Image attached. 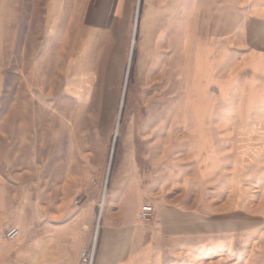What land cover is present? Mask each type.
<instances>
[{
    "label": "crops",
    "instance_id": "0c3cea01",
    "mask_svg": "<svg viewBox=\"0 0 264 264\" xmlns=\"http://www.w3.org/2000/svg\"><path fill=\"white\" fill-rule=\"evenodd\" d=\"M262 27L264 0H0V83L61 84L59 95L50 97L62 99L55 114L65 121L72 104L84 110L89 99L104 98L110 84L120 83L121 119L130 86L146 85L154 77L173 79L175 98L187 84L193 90L209 85L216 94L217 82H264V51L252 47L253 35ZM234 94L242 99L231 92L230 100ZM221 105L216 101L213 113ZM147 118L140 121V131L151 127ZM7 121L2 113L0 133L3 127L6 133L0 142H20L8 138ZM48 129L53 131L52 119ZM187 141L118 142L100 246L129 243L130 254L114 264H158L169 241L186 232L211 234L219 225L211 214L216 202L201 193L216 186L223 163L241 159L233 154L236 150H223L213 140L210 145L222 161L214 167L208 161L203 172L206 166L193 149L198 144ZM260 149L264 161V142ZM183 153L194 168L191 178L181 172ZM4 161L0 159V264H73L72 242L84 236V215L58 226L52 222L57 212L50 213L42 230L41 183L30 185L25 176L5 171ZM148 165L154 166L152 172ZM190 185L196 189L191 208L197 213L192 216L185 213L184 201ZM145 205L152 208L148 221L140 216ZM10 212L19 222L10 220ZM12 227L19 234L10 241L5 233ZM116 257L112 254L111 260Z\"/></svg>",
    "mask_w": 264,
    "mask_h": 264
},
{
    "label": "rangeland",
    "instance_id": "374dc122",
    "mask_svg": "<svg viewBox=\"0 0 264 264\" xmlns=\"http://www.w3.org/2000/svg\"><path fill=\"white\" fill-rule=\"evenodd\" d=\"M233 18L232 22H236ZM253 37L256 44L252 47L264 51V27ZM217 83L216 94L210 92L209 85L193 90L187 84L179 98L174 97L177 85L171 78L158 76L146 85L130 86L124 95L118 126L123 84H110L105 97L89 99L84 110L72 104L65 121V116L55 114L62 99L50 97V94L59 95L61 84L0 83V118L2 113L4 119L7 116L8 138L20 141L0 142V159L6 160L3 169L25 176L23 180L30 185L41 183L42 230L48 225L50 213L57 212L52 222L58 226L84 215V236L73 238L72 242L77 256L73 264H88L80 257L84 247L89 253L94 248L92 264H114L130 254L129 243L100 246L105 208L96 229L115 136L116 150L118 142H188L189 139L192 144H198L193 149L198 150L195 154L202 158L201 163L206 166L212 161L210 167L222 161L210 145L214 140L222 144L223 150H236L233 154L241 159L223 163L217 170L216 186L201 193V198L210 197L216 202L211 214L219 223L217 228L200 236L186 232L169 241L162 252L163 263L158 264H264V161L259 157L264 142V82ZM231 92L239 93L242 99L234 94L230 100ZM216 101L222 105L213 113ZM34 113L38 123L34 122ZM146 117L151 127L140 131V121ZM50 119L52 132L48 129ZM232 124L238 130L229 129ZM5 133L3 127L0 138ZM230 143L239 146L234 148ZM182 158H186L184 153ZM182 163V174L191 178L194 171L191 161L186 158ZM115 167L116 151L106 196ZM153 167L148 165V171L152 172ZM34 174L37 178L31 179ZM194 189L190 185L184 190L188 208L185 213L191 216L197 213L191 208ZM9 218L19 222L12 212ZM112 254L117 256L115 260H111Z\"/></svg>",
    "mask_w": 264,
    "mask_h": 264
},
{
    "label": "built area",
    "instance_id": "2783aa9c",
    "mask_svg": "<svg viewBox=\"0 0 264 264\" xmlns=\"http://www.w3.org/2000/svg\"><path fill=\"white\" fill-rule=\"evenodd\" d=\"M151 213H152L151 206L145 205L141 209L140 216L143 220L148 221L150 220ZM18 234H19V230L15 227H12L5 233V238L11 241V240H14L18 236ZM93 251H94V248L92 249L91 253H89L88 248L84 247L80 254V257L82 258L84 262H88V264H92Z\"/></svg>",
    "mask_w": 264,
    "mask_h": 264
},
{
    "label": "water",
    "instance_id": "95a60500",
    "mask_svg": "<svg viewBox=\"0 0 264 264\" xmlns=\"http://www.w3.org/2000/svg\"><path fill=\"white\" fill-rule=\"evenodd\" d=\"M122 102H123V97H122V100H121L119 115H118V119H117V126H118V123H119V120H120V114H121V110H122ZM115 139H116V136L114 137L113 142H112V149H111V152H110V157H109V162H108V167H107V175H106V180H105V184H104V190L107 187V181H108L109 171H110L111 162H112V156H113V149H114ZM99 221H100V208H99V212H98V219H97L96 229L98 228Z\"/></svg>",
    "mask_w": 264,
    "mask_h": 264
},
{
    "label": "bare ground",
    "instance_id": "6f19581e",
    "mask_svg": "<svg viewBox=\"0 0 264 264\" xmlns=\"http://www.w3.org/2000/svg\"><path fill=\"white\" fill-rule=\"evenodd\" d=\"M131 43L133 44L134 43V37L132 38V41ZM133 49V48H132ZM131 49V50H132ZM115 134H117V129H115ZM105 198H106V189L104 190L103 188V191H102V195H101V200H100V203H99V207H100V215L102 214L103 212V209H104V206H105ZM96 240V238H95ZM94 247V246H93Z\"/></svg>",
    "mask_w": 264,
    "mask_h": 264
},
{
    "label": "trees",
    "instance_id": "16d2710c",
    "mask_svg": "<svg viewBox=\"0 0 264 264\" xmlns=\"http://www.w3.org/2000/svg\"><path fill=\"white\" fill-rule=\"evenodd\" d=\"M116 142H117V140L115 141V144H114V149H113V156H112V162H111V167H110V170H111V168H112V165H113V158H114L115 149H116ZM107 186H108V184H107Z\"/></svg>",
    "mask_w": 264,
    "mask_h": 264
}]
</instances>
